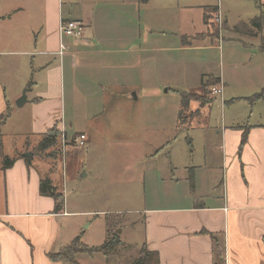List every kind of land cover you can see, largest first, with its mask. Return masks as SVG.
Masks as SVG:
<instances>
[{
	"label": "rangeland",
	"instance_id": "374dc122",
	"mask_svg": "<svg viewBox=\"0 0 264 264\" xmlns=\"http://www.w3.org/2000/svg\"><path fill=\"white\" fill-rule=\"evenodd\" d=\"M208 1L218 8L221 25L217 13L206 10L207 32L201 37L195 35L204 29L203 18L192 0H149L145 5L134 0L127 10L110 8L112 22L95 28L92 42L98 53L92 69L71 75L65 68L66 133L59 131L56 146L42 153L38 144L43 136L21 138L36 167L50 171L62 198L64 190L67 210L82 212L65 219L73 231H84L80 242L94 248L114 234L119 237L121 244L107 255L82 254L84 264H133L144 249L142 211L174 200L188 204L193 196L188 171L218 164L216 131L250 121L251 110L252 121L264 115V97L253 106L245 100L255 92L249 85L229 83L222 98L210 95L216 84L205 75L233 67L243 75L255 74L263 81L257 93H264V54L255 52L250 61L238 40L221 41L227 35L223 22L232 28L254 15L250 1ZM238 29L239 36L245 35V29ZM181 33L195 37L184 44ZM257 37L264 39V34ZM182 98L186 106L181 110ZM80 134L86 145L75 148ZM22 141L5 136V153L22 149ZM203 173L192 177L198 192L205 189Z\"/></svg>",
	"mask_w": 264,
	"mask_h": 264
},
{
	"label": "crops",
	"instance_id": "0c3cea01",
	"mask_svg": "<svg viewBox=\"0 0 264 264\" xmlns=\"http://www.w3.org/2000/svg\"><path fill=\"white\" fill-rule=\"evenodd\" d=\"M130 1L134 4V0ZM247 1L254 13L250 19L264 16V0ZM131 2L0 0V118L6 114L1 139L3 155L15 159L11 167L3 170L0 161V264L85 263L80 259L82 254L76 256L74 263L50 259V254L63 251L82 236L81 228L73 231L65 220L82 212L67 210L64 190L63 208L54 211V199L39 192L40 181L49 178L50 171L36 167L32 158H26L30 160L28 163L25 161L27 149L21 138L40 137L54 127L66 133L65 68H69L71 75L78 69L89 73L92 57L98 53L92 42L96 39L95 28L112 22L108 18L110 8L127 10ZM208 2L192 0L200 9L204 25L203 31L195 36L207 32L205 11L214 7ZM65 12L67 17L63 16ZM72 20L85 24L84 36L81 41L65 44L67 50L60 55L59 24ZM216 22H220L219 15ZM223 25L227 35L222 42L238 40L249 59H255V52L264 54L257 37L264 34V26L262 31H254L256 36L247 33L239 36L234 27H226L227 21ZM179 35L184 44L186 39L195 37ZM205 77L217 82L223 90L229 83L254 88L255 92L245 97L251 106L263 99H252L260 94L257 91L263 89V81L250 70L243 75L233 67L230 72H209ZM22 93L26 102L18 108L15 103ZM253 111L250 121L236 126L230 123L216 131L217 165L208 163L204 169L199 166L188 171L190 188L192 177L195 179L204 171L203 192L193 185L188 204L180 206L179 200H174L163 207L142 211L144 249L157 254V264H264V115L258 114L252 121ZM5 136L13 143L22 141V149L14 147L9 155L5 153Z\"/></svg>",
	"mask_w": 264,
	"mask_h": 264
},
{
	"label": "trees",
	"instance_id": "16d2710c",
	"mask_svg": "<svg viewBox=\"0 0 264 264\" xmlns=\"http://www.w3.org/2000/svg\"><path fill=\"white\" fill-rule=\"evenodd\" d=\"M149 0H137V2L141 5H145L146 2ZM212 13L216 14L218 8L213 7L209 8ZM264 26V16L260 15L257 17H254L250 19L248 22H241L238 25H236L233 30L235 32H240L239 27H242V29L246 30V33L248 35L251 34V32L256 31L260 32L262 31V27ZM261 48L264 49V39L260 40ZM213 84H217V82H214ZM264 93L257 94L252 97V99H259L263 98ZM251 99V100H252ZM181 110L186 106L184 104V100L182 98L181 100ZM6 118V114L2 115L0 118V161H1V169H7L13 165L15 162V159H10L9 157L3 155V142L1 139V124ZM60 136V132L54 127L50 130H48L42 137V140L38 144V151L39 152H45L51 148H54L56 146V143L58 141V137ZM244 141V138H242V142ZM25 161L28 163L30 160L25 158ZM40 187H39V192L42 196L45 197H51L55 201V207L54 211L58 212L63 208V198L62 196L57 192V188L54 187L50 181L49 178L43 179L40 181ZM192 183H191V188H192ZM121 241H119V237L117 235H113L111 239H109V242L105 243L104 245L100 247H94L90 248L86 245H84L82 242H80V236L76 237L72 243L65 247L63 251H60L57 254H50V259L53 261H67L69 263H74L76 256L79 254H87L91 255L94 254V252H99L102 253L103 255H107V251H109L110 248L120 245ZM78 245V247H77ZM80 245V246H79ZM139 257L138 259L133 260V264H157V254L155 253H150L146 249H141L139 252Z\"/></svg>",
	"mask_w": 264,
	"mask_h": 264
},
{
	"label": "built area",
	"instance_id": "2783aa9c",
	"mask_svg": "<svg viewBox=\"0 0 264 264\" xmlns=\"http://www.w3.org/2000/svg\"><path fill=\"white\" fill-rule=\"evenodd\" d=\"M218 20V19H217ZM84 31H85V24L80 22V21H61L58 27V35L60 38L59 41V54L62 55L63 52L66 49L65 43H64V38H69L74 41H81L83 36H84ZM210 95L213 97L220 96L222 97L223 94V89L222 86L217 84L214 86H210ZM87 138L85 135L80 134L76 136V139L74 140L73 144L74 147H84L86 145Z\"/></svg>",
	"mask_w": 264,
	"mask_h": 264
},
{
	"label": "water",
	"instance_id": "95a60500",
	"mask_svg": "<svg viewBox=\"0 0 264 264\" xmlns=\"http://www.w3.org/2000/svg\"><path fill=\"white\" fill-rule=\"evenodd\" d=\"M26 102V95L25 93H22V96L16 101L15 106L21 107ZM25 158H32L33 154L30 153H24L23 155ZM87 228V227H86Z\"/></svg>",
	"mask_w": 264,
	"mask_h": 264
}]
</instances>
